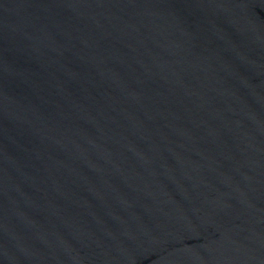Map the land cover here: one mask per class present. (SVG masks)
Segmentation results:
<instances>
[{
    "label": "water",
    "instance_id": "obj_1",
    "mask_svg": "<svg viewBox=\"0 0 264 264\" xmlns=\"http://www.w3.org/2000/svg\"><path fill=\"white\" fill-rule=\"evenodd\" d=\"M0 264H264V0H0Z\"/></svg>",
    "mask_w": 264,
    "mask_h": 264
}]
</instances>
